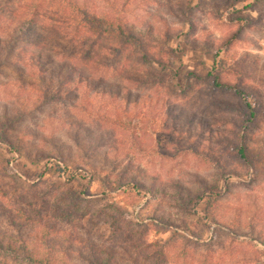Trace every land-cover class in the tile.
Listing matches in <instances>:
<instances>
[{"label":"rangeland","instance_id":"1","mask_svg":"<svg viewBox=\"0 0 264 264\" xmlns=\"http://www.w3.org/2000/svg\"><path fill=\"white\" fill-rule=\"evenodd\" d=\"M74 1L97 15L111 14L108 3L120 6L123 24L141 35L154 60L94 28L99 41L86 58L80 47L63 58L56 43L68 44L56 32L72 13L45 0L35 23L15 31L36 2L0 0V123L12 119L4 129L14 146L0 142V238L25 237L54 264H88L79 256L87 254L85 242L97 251L118 245L108 224L116 214L128 228H141L149 258L162 249L160 264H264V0ZM231 9L247 18L243 26L230 18ZM11 33L17 40L8 43ZM227 37L236 38L222 46ZM39 53L48 61L41 66L44 79L26 70ZM56 62L64 63L63 74L91 77L94 87L83 93L85 84L73 90L66 82L60 90L49 76ZM212 68L244 91L243 99L185 77ZM244 102L256 114L246 132L235 112ZM242 145L252 157L248 164L237 155ZM121 173L159 193L101 195L99 179L107 177L114 187ZM201 182L218 183L219 194L188 209L173 206L177 189L186 199L203 189ZM72 192L80 220L71 215L69 223L56 225L68 239L58 232L44 245L39 226H9L8 211L21 206L31 214L27 203L37 200L48 218L50 208L70 205ZM123 249L138 264L148 263L127 242L116 247L119 258ZM18 254L0 252V264H28Z\"/></svg>","mask_w":264,"mask_h":264},{"label":"trees","instance_id":"2","mask_svg":"<svg viewBox=\"0 0 264 264\" xmlns=\"http://www.w3.org/2000/svg\"><path fill=\"white\" fill-rule=\"evenodd\" d=\"M45 0H35L36 3L31 4V9L29 11V17H27L23 22H21L17 26V30L20 31L22 28H24V31H27V28L31 26L33 23H35V16L39 14V11L42 8L41 2ZM48 2H55L57 4L62 5L64 8H66L72 16V21H68L66 26H64V29H59L56 33H60L59 35H62L64 39H66V42L68 45H63L60 42H57L56 44L61 48V57L63 58H69L72 57L74 53L77 51V47L79 48V53L82 58H86L88 55V52L92 50L97 44L99 39L95 40V36H99V33H96V35H91L90 28L98 29L101 33H109L110 35H113L115 38H117L122 44L128 43L133 44L137 47L139 51V55L143 60L146 61H152L151 57L148 56V50L145 45L142 43L140 37L141 35H137L132 33V31L126 27V25L123 24V19L120 17V13H123L122 8L116 7L115 3H108L109 8L111 10V14H102L97 15L96 13H93L89 11L87 8H85L82 4H76L74 0H47ZM258 2V0H255ZM125 5V4H123ZM235 13H229L230 18L236 23L238 27H241L245 24V21L247 18L243 15H237V12L235 9H231ZM15 33V32H14ZM24 33V32H23ZM234 39H229L228 37L224 40V43L222 46H228L231 44V42ZM17 37L14 36V34H9L7 36V42L11 43L13 41H16ZM26 43L29 42V40H25ZM221 47H216V52H219V49ZM77 51V52H78ZM118 50L116 49L115 52L113 50L112 55L117 53ZM119 53V52H118ZM86 56V57H83ZM53 60V59H52ZM46 57H43L41 53L37 54L34 58V64L32 62H29L26 65V70L29 72V74L34 75L40 79H44L46 75L44 74V70L42 69V65L44 63H47ZM153 62V61H152ZM57 68L55 71H52L49 76L51 79L56 80L61 90V85L68 82L67 85L70 83H73V90H79V83H82V86L85 84V88H83V93H85L87 90H90L94 87V83L92 81L91 77L87 76H81L79 75L76 79L73 78L71 71L68 70L65 74L62 73L64 63L56 62ZM55 65V66H56ZM186 79H192L194 82L201 81V82H208L211 89L215 91H224L232 93L235 97L243 99L245 96V92L242 91L237 85L227 83L225 81H222L219 77V75L214 72V69L212 68L211 71L207 72L205 75L201 76L193 71H189L185 75ZM72 80V81H71ZM79 82V83H78ZM66 85V86H67ZM69 89V88H68ZM69 91V90H68ZM60 93V91H57ZM53 94H56L54 92ZM45 100V98H43ZM42 102V100H41ZM45 101L42 103L44 104ZM235 112L238 114L239 117V128L243 130V132H246L250 129L251 124L253 123L256 114L254 109L251 107V105L248 102H244L243 105L240 108L235 109ZM12 119H4L3 122L0 123V142L3 143L6 147L13 149L14 146L9 141L7 136V130L4 129V127L8 126V122ZM238 157L244 161L245 163H250L251 156L248 155L245 151V147L242 145L237 150ZM54 156V155H51ZM59 172V171H58ZM123 174V175H122ZM100 184L102 186L101 195H106L107 192H110L112 190H126L130 189L133 191L142 190L145 191L147 194L155 196L159 193V190L154 185H145L141 182H139L134 176H126L125 173H121L119 177L114 181V187H111L109 184V181L107 180V177L99 179ZM201 185H204L202 190L193 192L192 196L186 197V199H183V195L180 194L181 189H177L178 194H176V197H171L170 200H172L173 206L175 204L182 209H188L189 206L192 204H196L203 198H211L215 197L219 194V187L218 183H214L210 186H206L203 182L200 183ZM87 189H84V192ZM79 194H81L83 191H78ZM76 197L77 194L72 192V195L69 196L71 200L70 205L66 207H56L51 209L50 208V215L48 218L44 215V208L41 206V204L36 201H30L27 203V206L30 207L31 214L28 210H25L24 207H18L17 209L13 210L14 214H12V211H8L6 214V217L8 218L7 221L9 222V226L15 228L16 230H20V228H29V227H35L39 226L42 229L41 233V239L44 242H49L50 238L53 235H56L58 232L59 235L63 236L64 238L68 239L70 237V234H66L64 230L57 231L56 225L59 223V220H66L68 223L70 222V216H76L80 220L78 216V209H77V203H76ZM178 201V204L175 203V201ZM34 204H37L40 206V208L35 209ZM23 206V205H22ZM42 208V209H41ZM110 223L109 226L114 227L117 231V237L116 240L119 242L118 245L114 244H108L104 247L101 251H97L96 249H93V245H90V242L86 243L85 247L87 254L85 256H82L80 253V257L83 259V261L87 262L88 264H138L137 258L133 259L132 253H130L126 250H122L120 258L118 255H116V247L122 248V244L127 242L128 248H131L133 252H136L139 254V258L142 261H147V264H160V260L164 258V253L161 248L156 250L154 253H152L151 258H149V250L147 247H149L150 244L145 243L143 232L140 229L134 230V227H127L123 223L119 222L116 218V214L109 216ZM23 234V233H22ZM25 235V233L23 234ZM27 240L25 237H20L14 240L9 239H2L0 238V252L4 255H11L15 257H19L18 252H22L23 255H21L22 260L27 262L28 264H54V262L50 261L48 258H44L38 253L35 252L36 247L33 246L31 248L27 245ZM47 244V243H46ZM47 246V245H46ZM47 248V247H46Z\"/></svg>","mask_w":264,"mask_h":264}]
</instances>
